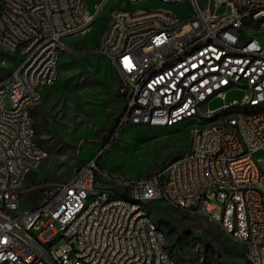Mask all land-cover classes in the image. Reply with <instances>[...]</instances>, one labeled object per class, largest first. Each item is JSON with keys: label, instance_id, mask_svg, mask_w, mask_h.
<instances>
[{"label": "built area", "instance_id": "2783aa9c", "mask_svg": "<svg viewBox=\"0 0 264 264\" xmlns=\"http://www.w3.org/2000/svg\"><path fill=\"white\" fill-rule=\"evenodd\" d=\"M146 1L162 8L112 11L97 53L116 71L115 92L124 101L115 133L125 125L173 127L178 117L198 123L181 163L169 162L146 178L114 181L94 158L65 180L30 183L28 193L16 194L24 171H38L43 157L31 138L30 108L58 79L56 59L67 52L63 40L83 34L67 20L74 0H0V55L16 60L0 81V203L38 195L25 214H0V264H169L140 211L132 226L123 224V213L133 207L112 203L114 192L204 219L243 245L249 261L264 264V113L215 119L230 103H264V44H252L247 32L254 28L243 26L244 18L264 17V0H188L192 15L183 18L164 12V5L183 0L129 3ZM87 6L83 0L79 18L90 28ZM4 7H13L12 17H4ZM44 15L53 23H44ZM17 37L25 39L21 55H14ZM22 58H29L26 72H19ZM159 64H167L165 74H156ZM235 90L243 92L241 100L226 103L227 92ZM214 99L223 104L210 110ZM23 155L31 163H23ZM158 180L167 182L168 194L158 192ZM53 232H61L64 242L57 249L46 248ZM143 238H150L151 249H143Z\"/></svg>", "mask_w": 264, "mask_h": 264}, {"label": "rangeland", "instance_id": "374dc122", "mask_svg": "<svg viewBox=\"0 0 264 264\" xmlns=\"http://www.w3.org/2000/svg\"><path fill=\"white\" fill-rule=\"evenodd\" d=\"M129 2L131 0H87L88 10L98 13L95 22L85 34L63 40L67 52L59 59L58 79L32 107L33 116L42 120L35 131L47 158L40 169L31 174L30 183L65 180L84 161L94 158L100 169L114 181L137 180L161 173L167 163L180 160L189 151L193 130L198 128L194 120L167 128L126 126L115 133L121 123V116L117 119L120 109L115 99L109 104L112 121L105 122V102L115 94L117 80L109 61L97 53V49L110 15L116 8H126L130 12L162 8L152 1L135 5ZM164 9L176 18L192 15L188 0ZM245 26L254 27V31L247 34L264 44V30L259 24L250 21ZM15 65V58L0 55V81L8 78ZM242 96V91H229L226 103L239 101ZM222 104L223 101L214 99L209 104L210 110ZM162 182L166 184L165 180ZM120 195L128 197L129 193ZM37 200L36 194L25 197L20 210L34 208ZM143 207L155 224L161 222L167 249L177 264L192 261L202 264L207 259L206 243L215 252L211 261L218 263L237 262L240 252H246L243 245L233 242L218 226L204 219L184 215L166 203H152L150 199L143 201ZM63 243V240H58L52 249L61 247ZM172 244L174 248H170Z\"/></svg>", "mask_w": 264, "mask_h": 264}, {"label": "bare ground", "instance_id": "6f19581e", "mask_svg": "<svg viewBox=\"0 0 264 264\" xmlns=\"http://www.w3.org/2000/svg\"><path fill=\"white\" fill-rule=\"evenodd\" d=\"M22 0H14V4H21ZM35 0H27V5H34ZM169 5H164L167 7ZM83 7V0H74L72 7H67V20L69 22H73L74 32L85 34L89 25L83 24V19L79 18V12ZM164 12H169L164 9ZM13 15V7H4V17H12ZM98 13H92L88 10V6L86 9V19L89 23H94ZM252 21L253 23L259 24L261 29L264 30V17L258 18H244L243 26L246 23ZM44 23H53L52 15H44ZM254 28V27H252ZM107 38V30L102 38L104 41ZM250 42L252 44H260L261 41L255 38H251ZM29 44H36V37H29ZM25 47V39L24 37H17L13 42V50L14 55H21V50ZM63 54L59 55V59ZM59 59H56V71L59 72ZM29 69V58H22L19 63V72H26ZM167 72V64H159L156 67V74H165ZM217 93H224V86H217ZM238 115H251L264 113V103L262 104H252V105H240L237 107V103H230L221 109L215 112V119H223L225 116H229V114L236 113ZM121 121V118H120ZM185 121V117L176 118V125ZM30 128H31V138H34V148H37L43 155L40 158V166L47 158V152L45 149L36 141L35 138V128L33 126L32 117L30 116ZM23 163H31L30 155H23ZM181 163V159L171 162L170 166H178ZM37 170H25L23 176L20 178V182L18 185H15V193L16 194H25L28 193V188L30 182L28 181L29 177L32 173H35ZM49 183V182H48ZM48 183L41 184V186H48ZM157 188L160 194H168V185L167 182L164 184L162 180L157 181ZM228 188H236V181H228ZM120 193L124 192H114L112 196V203H118L122 205H129L133 208H129L126 212L123 213V224L125 226H132V219L136 216V211H140L141 218L145 221L146 232L150 234L152 237L159 238V252L160 255H166V260L169 264H177L172 255L167 249V239L165 234L157 228L156 224L153 222L151 216L143 207V201L148 199L136 197L133 193H129L128 197L120 195ZM24 199H20L15 205L0 203V214L3 215H18L25 214L28 210H20L22 206V201ZM61 240V232H53L52 236H50L46 241V248H52L55 242ZM143 249H151V240L150 238H143ZM252 264H256L255 262H251ZM146 264H153V259H146ZM188 264H201L198 261H192Z\"/></svg>", "mask_w": 264, "mask_h": 264}, {"label": "crops", "instance_id": "0c3cea01", "mask_svg": "<svg viewBox=\"0 0 264 264\" xmlns=\"http://www.w3.org/2000/svg\"><path fill=\"white\" fill-rule=\"evenodd\" d=\"M152 4H155V3H152ZM88 5V4H87ZM121 9H125V10H128V9H126V8H121ZM90 10V9H89ZM115 10V9H114ZM91 11V10H90ZM129 11V10H128ZM107 30V29H106ZM105 34V33H104ZM104 36V35H103ZM258 36H260V35H258ZM63 43H64V41H63ZM65 44V43H64ZM113 68V67H112ZM113 71H114V73H115V76H116V80H118V78H117V74H116V71L114 70V68H113ZM48 88H45V89H43L42 90V97H43V95H44V92L47 90ZM116 95V96H115ZM115 99H117V106H118V108L120 109V112H119V114H118V116H117V119L120 117V115L123 113V111H124V101H123V99L119 96V95H117L116 94V92H115V94L112 96V97H110L106 102H105V109H106V120H105V122L106 123H108V122H110V121H112V116H113V113H112V110H111V108L109 107V104L113 101V100H115ZM37 104V103H36ZM34 106V105H33ZM32 106V107H33ZM32 107L30 108V113H31V117H32V122H33V126H34V122L36 121H39V119L40 118H37V116H33V114H32ZM117 119L114 121V124L117 122ZM40 123H42V120L40 119ZM41 126V125H40ZM126 126H143V125H125V126H123V127H126ZM151 128H167V127H151ZM36 130V129H35ZM35 134H36V131H35ZM35 138H36V135H35ZM38 139L36 138V141H37ZM41 145V144H40ZM89 160V159H88ZM87 161V160H86ZM85 162V161H84ZM41 167V166H40ZM40 169V168H39ZM37 172V171H36ZM30 178V177H29ZM37 182H39V181H36V183ZM31 183H34V182H31Z\"/></svg>", "mask_w": 264, "mask_h": 264}, {"label": "trees", "instance_id": "16d2710c", "mask_svg": "<svg viewBox=\"0 0 264 264\" xmlns=\"http://www.w3.org/2000/svg\"><path fill=\"white\" fill-rule=\"evenodd\" d=\"M116 96V95H115ZM41 125V123H40V119H39V121H35L34 122V128L35 129H37L39 126ZM37 142L39 143V144H41L42 143V141L41 140H37ZM161 222H159V223H156V226H157V228H159L160 230H162V228H161ZM174 244H172L171 246H170V248H174ZM168 248H169V246H168ZM204 249H205V258H207L205 261L203 260V262H202V264H225V263H218V261H211L212 260V257H214L215 256V252H214V249L211 247V245H209L208 243H206V244H204ZM172 255V254H171ZM172 257H173V255H172ZM174 258V257H173ZM208 258L210 259L209 261H208ZM239 261H237V262H231V263H229V264H252L251 263V261H249L248 259H247V257H246V252H240V254H239Z\"/></svg>", "mask_w": 264, "mask_h": 264}, {"label": "flooded vegetation", "instance_id": "af4514ba", "mask_svg": "<svg viewBox=\"0 0 264 264\" xmlns=\"http://www.w3.org/2000/svg\"><path fill=\"white\" fill-rule=\"evenodd\" d=\"M112 180H113V178L112 177H110Z\"/></svg>", "mask_w": 264, "mask_h": 264}]
</instances>
